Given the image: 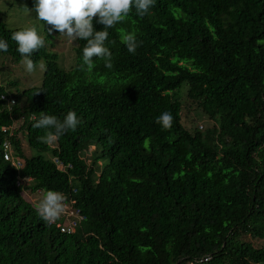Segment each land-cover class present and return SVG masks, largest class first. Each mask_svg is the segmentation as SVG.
Segmentation results:
<instances>
[{
  "label": "trees",
  "instance_id": "16d2710c",
  "mask_svg": "<svg viewBox=\"0 0 264 264\" xmlns=\"http://www.w3.org/2000/svg\"><path fill=\"white\" fill-rule=\"evenodd\" d=\"M17 30L0 20V53L16 64ZM108 32L112 68L95 57L84 65L77 39L71 69L45 46L32 55L44 64L39 85L0 79V264H264V245L254 246L264 241V0H156ZM69 110L77 129L38 142L33 113L63 120ZM165 111L169 129L155 122ZM46 190L85 216L74 233L21 196Z\"/></svg>",
  "mask_w": 264,
  "mask_h": 264
},
{
  "label": "clouds",
  "instance_id": "9594fccd",
  "mask_svg": "<svg viewBox=\"0 0 264 264\" xmlns=\"http://www.w3.org/2000/svg\"><path fill=\"white\" fill-rule=\"evenodd\" d=\"M155 3L156 0H34V8L31 11L35 12L37 20L50 26L48 35L58 36L51 34L52 31H57L60 35L72 40L76 47L75 40L81 39L86 41L82 50L83 64L87 65L89 69L93 67L94 57L102 59L106 67L112 68V53L105 46V42L109 36L108 29L114 28L130 14H134L142 19L149 14L150 9L155 6ZM27 11L29 12L30 10L27 9ZM94 19L96 23L103 26V30H95ZM11 39L18 45L17 51L21 55L20 64L24 66V70L27 73L31 74L35 72L38 66L43 67L40 64L41 62L38 65L32 59L33 53L45 47L46 43L45 38L38 33L35 26L25 27L13 32ZM121 41L127 47L129 53L135 54L139 45L134 33H123ZM0 51H7V41L3 39H0ZM0 99H3V97ZM5 100L7 101L5 107L11 109L15 105L14 99L9 98ZM30 119L36 120L33 124L34 128L44 130V134L37 137L38 142L47 145L57 142L67 131H75L81 123L76 112L72 110L67 112L63 120L55 115L46 114L44 111L39 113L38 119H36L35 113H33V117ZM173 119L172 114L165 111L156 117L155 122L160 124L164 129H169L172 126ZM19 122V125H22L23 119L21 118ZM4 144L9 146V143ZM93 149L94 147H90L88 152L84 153L81 157L87 160ZM53 163L58 169H63V165L58 159H53ZM65 201L66 197L63 193L46 190L43 198L35 206L36 213L44 222L54 223L64 213L66 207Z\"/></svg>",
  "mask_w": 264,
  "mask_h": 264
},
{
  "label": "rangeland",
  "instance_id": "374dc122",
  "mask_svg": "<svg viewBox=\"0 0 264 264\" xmlns=\"http://www.w3.org/2000/svg\"><path fill=\"white\" fill-rule=\"evenodd\" d=\"M28 3L29 0H0V20L9 29H23L25 27L35 26L38 33L44 38H47L45 39V46H50L49 51L58 55L61 68L64 70L71 69L75 64L76 45L72 40H69L66 36H62L60 34L58 36L46 37V34L42 31V25L40 21L35 18V12L31 11L32 9L27 8ZM26 8L30 11L28 12ZM40 64H42L43 67L38 66L35 72L29 74L24 70V66H22L20 63H12L9 58L0 53L1 83L5 85L9 81L16 82V88L21 90L29 86L38 85L42 81L44 72L43 62H41ZM199 125L203 124L200 122ZM22 143L23 149L26 151V141L23 139ZM86 162L87 164H89L90 160L87 159ZM44 193V191H41L39 193H28L26 191H22L21 196L25 199V201L36 206V204L43 198ZM57 222H63V220H57ZM246 239L250 240L249 237H247ZM261 245H264V241H259L257 239L256 241H254L255 247H259Z\"/></svg>",
  "mask_w": 264,
  "mask_h": 264
},
{
  "label": "built area",
  "instance_id": "2783aa9c",
  "mask_svg": "<svg viewBox=\"0 0 264 264\" xmlns=\"http://www.w3.org/2000/svg\"><path fill=\"white\" fill-rule=\"evenodd\" d=\"M4 153L3 159L5 161H9L13 167L19 169L21 164L19 161L15 160L11 156V152L9 151V146L7 144L3 145ZM27 182H30V179H18L17 185L23 186ZM74 193L76 190L73 191ZM66 207L64 213L61 214L58 220H63V222H54L49 224H56V227L59 229L60 233L70 235L74 233L77 226L85 220V216L81 214L80 210L74 206V201L65 202ZM209 260V257H205L204 259L199 260V263L206 262ZM189 264H194V262H190Z\"/></svg>",
  "mask_w": 264,
  "mask_h": 264
}]
</instances>
